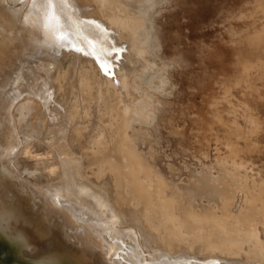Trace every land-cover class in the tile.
Masks as SVG:
<instances>
[{
  "label": "rangeland",
  "instance_id": "374dc122",
  "mask_svg": "<svg viewBox=\"0 0 264 264\" xmlns=\"http://www.w3.org/2000/svg\"><path fill=\"white\" fill-rule=\"evenodd\" d=\"M0 3V84L8 91L0 171L29 192L48 229L29 239L38 264H264V173L255 176L250 160L264 150L259 130L228 148L214 130L223 121L241 131L250 119L257 86L246 90L239 75L221 78L214 69L232 70L236 49L261 59L250 42L264 55V0ZM48 9L72 39L37 52L31 28L43 26ZM233 28L244 35L232 36ZM70 152L87 158L74 181L61 159ZM197 172L225 188L202 224L189 198ZM113 210L118 222L109 220ZM104 224L119 229L121 243L113 233L100 240ZM186 245L194 253L180 252Z\"/></svg>",
  "mask_w": 264,
  "mask_h": 264
},
{
  "label": "bare ground",
  "instance_id": "6f19581e",
  "mask_svg": "<svg viewBox=\"0 0 264 264\" xmlns=\"http://www.w3.org/2000/svg\"><path fill=\"white\" fill-rule=\"evenodd\" d=\"M12 1L14 2L15 0H12ZM0 7H1V3H0ZM47 12H49V13L45 14V15H47V17L45 16L46 19L44 20L43 26L39 30H38V28H31V31H33V32L35 31V33L33 34V36L35 35V40L33 42L36 43V45L34 44V49L37 50V52L41 51V47H47L48 48V47H53L55 45H57L56 49L59 50L61 48V46L64 44H67L68 41H70L68 39L71 38L69 32H66L67 30L62 28L60 25L63 18L61 19L60 16H56L52 9H48ZM229 33L234 37L244 35L242 33H238V32L236 33L234 28L231 29ZM91 35L92 34L90 33L89 36L91 37ZM83 36H84V34H83ZM83 36L81 35V39H83L82 38ZM92 37H94V36L92 35ZM85 38H87V40H85ZM85 38L83 40L84 42L85 41L88 42L89 40L90 41L92 40L91 38L89 39V37H85ZM33 39H34V37H33ZM66 41H67V43H66ZM87 42H85V43L88 45ZM249 44H250L249 47L251 49H254V51H253L254 55L256 56V53H258L257 55L259 57H257V58H261V59L257 60L256 62L252 61L251 58H246V60H245V58H242L240 56V49L239 50L236 49L235 54H236L237 60H236V63L234 64V67L232 70L223 69L222 71L219 72L217 69H214V73L216 74V76L217 77L220 76L221 78L222 77H231V76L233 77L236 74L239 75V78H241V80L245 84H247L246 90L254 88L255 85L257 86V88L255 87L256 88V91H255L256 95L254 94L255 97L252 99V102H250L248 100V97L246 99L247 103H248V101L250 102V104L248 103L249 108L247 109V111L251 115H250V119H248V121L245 124V127L241 131L232 130L231 128H229L228 124H223L222 120H221L222 123H220V122H217V124L215 123L216 124L215 128H214V130L216 131L215 136L224 137V135H225L224 141L227 142V148L229 146L232 147L235 144H239V143L244 142L245 137H249L250 133L253 131L252 128H254V127L259 130L258 134H260V136L258 138V141L261 142L262 144H264V83H263V79H264V57L263 58L260 57V56H264V55L261 54V51L259 50L262 47V45L257 48V46L253 45V43L250 42ZM88 46H91L90 43ZM255 49H256V51H255ZM226 50H228V49H226ZM219 55H220L219 50L217 48L214 58L218 57ZM0 73H1L0 76H2L1 71H0ZM4 83H5V81H4ZM4 92H8L7 86L0 84V110H1L2 104H4L6 101V100H4V103H3L1 100V98H4L7 96L4 94ZM212 126H211V128H212ZM28 130H27V133L25 131V134H28ZM30 133L31 132L29 131V134ZM27 136H29V135H27ZM25 137H26V135H25ZM76 138H77V136H76ZM74 142L76 143L75 140H74ZM74 142H72V143L74 144ZM73 144H72V147H73ZM78 144H75V146L77 145V147L78 146L81 147L80 146L81 144L80 145H78ZM75 146H74V149H76ZM6 147H7L6 142H4L3 140L0 139V151H4L6 149ZM262 149H261V147L259 149H256L255 153L253 154V157L250 158V160L252 162H254V164L256 165V172H254L255 176L256 175L259 176V175L264 173V166H263L264 150L262 152ZM242 150H244V149H242ZM74 152H76V150ZM74 152H70L71 153L70 155L64 156V158H61L64 166L69 168L67 176L70 177V175H71L72 176L71 180L73 179V177L76 178V176L74 174H77V176L80 177V174H81L80 172L84 170V169L82 170V166H83L85 157L83 158V157L79 156L80 153H79V155H75ZM80 152H81V150H80ZM127 153H129V150L127 151ZM86 154H88V153L86 152ZM85 156H87V155H85ZM242 156L244 157V159H246L244 152H243ZM132 157L133 156H131V158L128 157L127 158L128 162H126V163L131 162L133 164V166L130 168L131 171L133 172V171H135L136 167H134V166L137 165L138 160H136L135 158H132ZM85 159H87V158H85ZM142 160H143V165H144L143 169L144 170L146 169L145 172L147 174L153 173L154 172L153 167H152L153 165L146 163V159L143 158V156H140V161H142ZM86 162H88V161L86 160ZM3 166H5V165L2 164L0 161V168ZM24 167L26 170H29L30 174H33L32 171H34L35 169L32 168V164L30 162L24 163ZM84 168H85V166H84ZM127 168H129L128 165H127ZM3 169H1V171H0V261L2 264H38L36 259H35L36 254L33 251H30V249H29L30 243H31L30 242L31 240H29V239L33 238V237H35L36 239H38L40 237H42V238L45 237L48 229H47V227H44V226L41 227L39 225V222L36 219L37 212L33 209L34 207L32 206V201H31L32 199H31V196L29 195V192L26 189H23V186H22V189L14 186L15 185L14 180H11L10 184L12 186H10L8 181H6V177H7L6 174H8L7 173L8 170L6 168L5 169L7 171H5ZM123 171H125V170H123ZM193 174H195V173L193 172ZM133 175H134V173H132V175L130 174V176L134 180H137L136 177ZM196 175L198 176V178H200V180H199V183L195 184V186L192 187V192H191V195L189 196V198L196 199L195 201H193L194 202V209L197 210L195 213V216L198 218V220H200L199 222H201V224H202V222H204L203 220H205L202 217H205L207 219L208 215L213 216V214H214V208H213L214 205L213 204L214 203L216 204L218 202L219 194H220L219 192H220V190H224L225 188H221L220 186H216V183L210 181V179L208 178L209 173L197 172ZM9 177L14 179V175L9 176ZM148 178H149V176H148ZM72 181H74V179ZM77 181L80 182V180H77ZM81 183L82 184H80V183L79 184L83 185V182H81ZM42 186H45V184ZM28 187H30L29 191L35 192V190L31 189V187H32L31 185H29ZM32 188L34 189V187H32ZM39 188H41V187H37V189H39ZM139 188H141V187H139ZM98 197L99 196L97 195L96 198L98 199ZM71 198H73V197H71ZM99 200L101 201V205H102L103 203H102L101 197L98 199V205H99ZM252 203H254V201ZM114 211L115 210L110 212V217H111V218H109L110 221L111 220L114 221V218H115V220L117 219L116 218L117 215L114 213ZM197 212H198V215H197ZM112 213H114V214H112ZM124 219H125V217H124ZM116 222H118V221L116 220ZM109 223H112V222H109ZM121 224H123V222ZM104 225L103 226L101 225L102 227L100 226L101 228H99L100 232H101L100 236L102 238L100 240H102V241L104 240L103 239L104 235H105L104 233H106L105 236H108L107 233H109V235H110V233H113L112 235L116 238V239L114 238L116 241L119 240L120 236H124V235H120L119 232H117L119 229H117V231H115L116 228H114L113 231H111L112 228L110 229L109 225H105V226ZM117 225H118V223H117ZM118 227L120 228L119 225H118ZM122 231L124 232V230H122ZM123 232H122V234H125ZM38 234H39V237H36ZM42 238H40V239H42ZM122 239H124V238H122ZM105 240L108 241L107 238ZM112 240H113V237H112ZM113 242L115 243V241H113ZM119 242H120V240H119ZM123 242L125 243V241H123ZM102 243L104 244V242H102ZM112 243H111V245H113ZM126 244H127V242H126ZM108 245H110V243H108ZM27 247L29 250H27ZM179 250H180V252H186V251H190L193 249L190 246L186 245V246L182 247L181 249L179 248ZM213 250H214V246H210L209 250H207V253L209 251H213ZM130 251H132V250L129 249V253H133L134 248H133L132 252H130ZM135 252H137V251H135ZM180 252H176L175 255H173V257L175 256V258L178 259V256L181 255ZM190 252H192V251H190ZM43 253H44V255L48 256V253H46V252H43ZM129 253L127 252V254H129ZM178 253H180V254L178 255ZM192 253H194V252H192ZM166 254H168V253H166ZM188 254H190V253H188ZM130 255L134 256L136 254H130ZM133 256L131 257L132 259H133ZM128 258H130V256ZM101 259H103L102 256H101ZM197 259L198 258L196 257V260ZM100 261H102V260H100ZM45 264H49V261L45 260ZM55 264H58V263H55Z\"/></svg>",
  "mask_w": 264,
  "mask_h": 264
},
{
  "label": "water",
  "instance_id": "95a60500",
  "mask_svg": "<svg viewBox=\"0 0 264 264\" xmlns=\"http://www.w3.org/2000/svg\"><path fill=\"white\" fill-rule=\"evenodd\" d=\"M10 250H11V249H10ZM0 264H2L1 261H0Z\"/></svg>",
  "mask_w": 264,
  "mask_h": 264
}]
</instances>
